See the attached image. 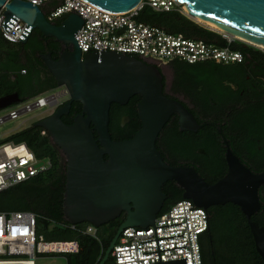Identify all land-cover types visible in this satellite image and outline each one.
<instances>
[{
    "label": "water",
    "instance_id": "water-1",
    "mask_svg": "<svg viewBox=\"0 0 264 264\" xmlns=\"http://www.w3.org/2000/svg\"><path fill=\"white\" fill-rule=\"evenodd\" d=\"M87 1L115 12H126L143 2ZM176 1L183 6L185 15L213 22L219 27L215 28L217 31L232 39L259 48L256 43L264 45V0ZM2 7L5 20L19 18L31 26V32L36 28L60 45L58 58L52 57L51 52L41 53V58L57 86H63L68 100L34 125L43 127L49 140L66 158L65 219L74 225L87 221L98 227L125 213L99 264L111 253L121 229L154 223L166 197L162 185L167 180H174L183 189V198H190L199 207L206 209L227 202L239 205L255 249L264 260V225L251 219L260 207L258 196L264 184V170L251 171L229 148L228 170L213 183L206 181L192 166L165 161L156 147V138L169 117L177 114L183 130H196L199 123L183 101L164 92L163 74L158 66L127 53L83 54L74 36L83 22L78 13L72 12L56 24L55 20H48L39 5L27 0H0V10ZM30 33L20 42H26ZM135 94L140 95L136 107L140 128L128 139H111L108 128L111 103L126 104ZM21 101L18 92L2 95L0 110ZM73 101H79L82 108L71 123H66L61 116L68 113ZM128 119L124 117L122 125ZM154 264H185V261Z\"/></svg>",
    "mask_w": 264,
    "mask_h": 264
},
{
    "label": "trees",
    "instance_id": "trees-1",
    "mask_svg": "<svg viewBox=\"0 0 264 264\" xmlns=\"http://www.w3.org/2000/svg\"><path fill=\"white\" fill-rule=\"evenodd\" d=\"M56 4L57 1L54 0L49 5ZM64 17L55 19L56 24H60ZM136 18L145 23L157 25L168 32L181 34L186 38L240 51L244 59L250 57L253 62L264 64L263 49L251 45L246 46L239 39L228 40L221 32L201 25L185 15L179 5L169 10L155 11L150 5L144 3ZM59 49V43L51 37L44 36L36 28L32 30L26 42L9 41L0 33V96L18 92L21 100L25 101L45 91L55 89L56 80L45 66L41 53L51 52L52 57L58 58ZM231 63L233 62L206 60L189 63L179 59L171 60V64L177 69L188 66H205L212 71L213 78L205 81L193 80L189 86L180 81L177 86L186 92L189 91L194 99L196 106L189 110L199 123V127L196 130L181 129L178 115L174 113L164 124L156 139V147L165 161L172 165L192 166L210 183L217 181L228 170L225 147L221 138L231 136V125L228 121L229 114L226 106L233 92L228 83L224 85V81H229L232 66L243 65V61ZM139 100L140 95L135 94L128 99L126 104L111 103L108 125L111 139H128L140 128L141 122L136 109ZM211 101H215V107L210 104ZM198 105L202 111L198 110ZM263 105L264 103L259 110L252 106L251 109L241 114V116L253 118L250 124L244 125L248 132L264 133ZM81 108L79 101H73L68 119L62 115V120L71 123ZM211 111H216V118H206ZM123 115H128L130 118L129 122L124 125L121 124ZM224 119L225 124L215 123L217 120ZM43 130V127L32 123L0 139V143L24 142L34 152L37 159H49L52 163L48 171L1 190L0 211H34L37 214V231L43 234L46 240L77 241V251L66 253L67 264H99L125 216L122 213L96 227L95 235L85 232L86 227L90 225L87 221L71 226L63 214L65 164L61 162L59 148L49 140L47 132L42 133ZM94 135L97 137L95 130ZM104 158L106 159L107 155ZM249 168L253 172L264 170V166L256 169ZM162 191L167 197L161 211L183 199V189L174 180L164 182ZM258 197L260 207L252 214L251 219L264 225V184L259 188ZM206 211L209 216L208 227L200 237L203 264H264V260L255 249L246 216L239 205L232 202L219 203L208 206ZM49 222L54 224L51 230L48 229ZM43 225L46 228V234L41 231ZM215 255L217 262L213 260ZM102 264H114L111 253Z\"/></svg>",
    "mask_w": 264,
    "mask_h": 264
},
{
    "label": "built area",
    "instance_id": "built-area-1",
    "mask_svg": "<svg viewBox=\"0 0 264 264\" xmlns=\"http://www.w3.org/2000/svg\"><path fill=\"white\" fill-rule=\"evenodd\" d=\"M27 1L39 5L50 21L72 12L78 13L83 22L74 36L83 54L91 51L127 53L156 67H162L173 59L189 63L206 60L229 63L243 58L240 51L186 38L136 18L144 3L155 11L169 10L181 5L176 0H143L140 5L126 12L107 10L87 0H56L54 6L49 5L54 0ZM3 10L2 7L0 33L12 42L25 39L31 32V26L19 18L5 20ZM223 36L232 40L225 34ZM55 89L1 109L8 112L0 116V123L34 108L53 106L60 97V91L52 92ZM51 166L49 159H37L24 142L0 143V191L42 174ZM208 218L205 208L195 205L190 198L180 199L160 211L153 224L121 229L111 251L114 264H154L170 260L203 264L200 237L207 230ZM95 229L90 224L85 232L95 235ZM37 230V214L34 211H0V264H35V257L39 253L74 252L78 249L75 240L69 241L76 243L74 250L51 247L62 241L46 240Z\"/></svg>",
    "mask_w": 264,
    "mask_h": 264
},
{
    "label": "flooded vegetation",
    "instance_id": "flooded-vegetation-1",
    "mask_svg": "<svg viewBox=\"0 0 264 264\" xmlns=\"http://www.w3.org/2000/svg\"><path fill=\"white\" fill-rule=\"evenodd\" d=\"M53 40L57 42L54 38ZM246 46H249V45H246ZM241 61H243V65L232 66L231 73L229 76V81L228 82L224 81V85H227L228 83L233 92L232 97L226 106L228 114H229L228 121L231 125V131H230L231 136H229V138H221V140L225 147V160H226V152H227V149L229 148L231 152L234 153L244 165H246V167H252L256 169L258 167L264 166V133L248 132L247 131L248 129H246L244 125L250 124L253 118L241 116V114H244L247 110L251 109L252 106L256 107L255 108L256 110H259L261 105L264 103V64L259 63V62H253L252 59H250V57L247 59L243 58ZM166 66L169 72L172 73L174 65L171 64V61L167 63ZM158 68L163 74L164 92L171 97H175L174 95H171L166 92V89L168 87L167 79L165 78L166 73L161 66H158ZM174 87L175 85L171 83L170 88L175 90ZM60 90L65 93L63 88H61ZM181 92L183 93V95L189 98L190 102L193 104L192 105L193 107L196 106L194 103V99L192 98L189 91L186 92L182 88ZM63 96H64V99L63 100L59 99L58 102L55 105H53L55 107L51 109V112L49 114L54 112V109L63 105L68 100V96L67 97L65 95ZM175 98H178V97H175ZM183 103L187 106V108L189 109L193 108L189 104H187V102L183 101ZM210 104L214 107L216 105L215 101H211ZM71 106H72V103H71ZM198 108H199L198 109L199 111L200 110L202 111V108L199 107V105H198ZM69 112L70 110L68 111V113L64 114L66 119H68L67 116L69 115ZM127 116L128 115L122 116L121 124H122V119ZM212 117H215V118L217 117L216 111L215 112L211 111V114H209L206 118L211 119ZM129 120L130 118L126 122H129ZM254 120L256 121L255 118ZM215 123L225 124L226 120L225 119L217 120ZM238 124H241V125H238ZM160 141H161V137H160ZM215 257L217 256L215 255L213 257L214 258L213 260L217 262L216 260L217 258Z\"/></svg>",
    "mask_w": 264,
    "mask_h": 264
},
{
    "label": "rangeland",
    "instance_id": "rangeland-1",
    "mask_svg": "<svg viewBox=\"0 0 264 264\" xmlns=\"http://www.w3.org/2000/svg\"><path fill=\"white\" fill-rule=\"evenodd\" d=\"M181 10L184 12L183 6H181ZM194 20L201 25H204V26L211 28L213 30H217V29H215V27L211 26L210 24H207L203 20L202 21L196 20V19H194ZM261 48L264 50L263 47H261ZM169 62L170 61H168L167 63H169ZM162 68L166 73L165 78L167 79V83H168V87L166 89V92L171 94V95H174L175 97H178L179 99H181L185 102H187V104H189L191 107H193L192 106L193 104L190 102L189 98L187 96L183 95V93L181 92L182 88L180 89L177 87L179 85L180 81L187 83V85L189 86V83L192 82L193 80L205 81L207 79L213 78L212 77L213 76L212 71L209 70L205 66H190V67L188 66V67L182 68V69H177L174 67L172 73L169 72L166 65H163ZM171 83H173L175 85V87H174L175 90L170 88ZM180 87H181V85H180ZM61 88H63V86H58L52 92H57ZM63 95H65L66 97L68 96V94H66L60 90V97H59L60 100L64 99ZM54 107L55 106L46 105L43 107H38L37 109L34 108L31 111L20 114L16 118L4 120L3 122L0 123V139L6 138L11 133H13L14 131L21 129L23 127L29 126L32 123H34L35 121H37L38 119L49 115V113L51 112V109H53ZM7 112L8 111L6 109L0 110V116L6 114ZM60 154H61L62 164H65L66 158L61 151H60ZM124 216H125V213H124ZM53 225L54 224L52 222H49L48 223V229L51 230ZM45 230H46V228L43 225L41 231L44 234H46ZM66 253H68V252H51V253L48 252V253H41V254L39 253L35 257V264H67Z\"/></svg>",
    "mask_w": 264,
    "mask_h": 264
},
{
    "label": "bare ground",
    "instance_id": "bare-ground-1",
    "mask_svg": "<svg viewBox=\"0 0 264 264\" xmlns=\"http://www.w3.org/2000/svg\"><path fill=\"white\" fill-rule=\"evenodd\" d=\"M203 21H205L207 24H210L211 26H213L215 28H219L216 24H214L211 21H208V20H203ZM239 38H242L243 40H246V38H243L241 36H239ZM256 44H257V46H260V47H263L264 48V45L263 44H261V43H256ZM51 247L59 248L61 250H63V249H66V250H74L77 246H76V243H74V242L62 241V242L57 243V244H52Z\"/></svg>",
    "mask_w": 264,
    "mask_h": 264
}]
</instances>
